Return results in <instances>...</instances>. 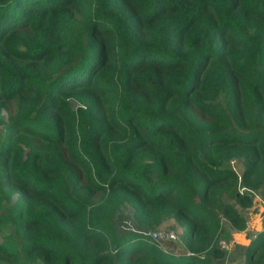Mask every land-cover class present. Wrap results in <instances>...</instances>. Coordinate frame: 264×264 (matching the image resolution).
<instances>
[{
  "label": "trees",
  "instance_id": "trees-1",
  "mask_svg": "<svg viewBox=\"0 0 264 264\" xmlns=\"http://www.w3.org/2000/svg\"><path fill=\"white\" fill-rule=\"evenodd\" d=\"M2 126L1 259L216 264L264 186V0H0ZM124 208L195 255L118 234Z\"/></svg>",
  "mask_w": 264,
  "mask_h": 264
},
{
  "label": "rangeland",
  "instance_id": "rangeland-1",
  "mask_svg": "<svg viewBox=\"0 0 264 264\" xmlns=\"http://www.w3.org/2000/svg\"><path fill=\"white\" fill-rule=\"evenodd\" d=\"M76 105V103H74ZM4 114V113H3ZM5 115V114H4ZM4 131V127L2 126L0 128V134ZM227 165L230 167L234 168L238 174H240L243 170V166L240 161L238 160H231ZM259 195L258 198H254V202L250 209L253 211V213H256V217L254 219L258 218V216L261 214L263 216L264 214V186L258 190L257 193H253ZM227 202H232L228 199H225ZM240 210H242L244 213L248 212L245 211V209H242L239 207ZM260 213V214H259ZM0 214H6L4 210H0ZM249 213H246L245 215L248 217ZM260 215V216H261ZM262 218V217H261ZM114 223L116 225L117 233L118 234H134V233H140L144 234L147 237L149 236V232H151L154 229H160L163 232L165 231H174L179 237L183 231V228H181L176 222L173 221L171 218H165L161 225L154 227V228H144V227H139L133 217H132V210L130 208H124L122 211L116 215L114 218ZM259 226V223L256 224ZM223 227H224V233L222 236L219 237L218 242H227L228 239V229L230 228L229 224L226 221H223ZM13 231L10 225L4 226L2 232H0V241L4 239V236L7 235H12ZM179 245V246H178ZM167 247L172 250V252L179 253L181 251L182 245L179 242H170L167 244ZM234 252V253H233ZM231 254V255H230ZM229 259L225 261H218L216 264H239L243 260V248L236 246L234 244V247L232 249V252L230 253ZM0 264H9L7 260L1 259L0 258Z\"/></svg>",
  "mask_w": 264,
  "mask_h": 264
},
{
  "label": "crops",
  "instance_id": "crops-1",
  "mask_svg": "<svg viewBox=\"0 0 264 264\" xmlns=\"http://www.w3.org/2000/svg\"><path fill=\"white\" fill-rule=\"evenodd\" d=\"M257 192H255V193H257ZM250 195L252 196V198L253 197H255V198L259 197V195L253 194V193H250ZM253 202H254V198H253ZM240 211L246 220V224H247L246 229L244 231H241V232H236V231L232 230V228L230 227L228 229V231H230V232H228V237L230 238V240L228 239V241H231L233 243V245L236 244V246L243 248L246 245H248L250 240L253 239L255 237V235L262 229V218H261L262 215L259 213L261 216L259 215L258 218L254 219V217H256V213H253L252 210L247 209V208L245 209V211H248L246 213H249L248 217L245 215L246 213H244L242 210H240ZM258 223H259V226L256 225ZM181 245H182V243H181ZM183 248H184V246L182 245L181 249H183ZM231 252H232V250L230 252H225V256L222 258L221 261H225V260L229 259Z\"/></svg>",
  "mask_w": 264,
  "mask_h": 264
},
{
  "label": "built area",
  "instance_id": "built-area-1",
  "mask_svg": "<svg viewBox=\"0 0 264 264\" xmlns=\"http://www.w3.org/2000/svg\"><path fill=\"white\" fill-rule=\"evenodd\" d=\"M250 193H253V192H250ZM148 237L151 243H153L163 252L167 254H172L175 256L179 255V253L172 252V250H170V248L167 247V244L170 242H179L181 244L180 237L174 231L163 232L160 229H154L151 232H149ZM218 247L224 252H230L233 249L234 245L231 241L218 242ZM181 251H185L188 255H195V253H193L192 251H188L185 248L181 249Z\"/></svg>",
  "mask_w": 264,
  "mask_h": 264
}]
</instances>
